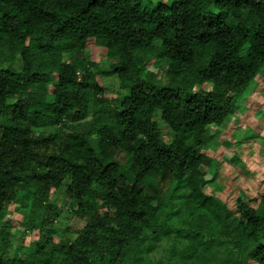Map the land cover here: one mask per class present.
I'll return each instance as SVG.
<instances>
[{"label": "trees", "instance_id": "obj_1", "mask_svg": "<svg viewBox=\"0 0 264 264\" xmlns=\"http://www.w3.org/2000/svg\"><path fill=\"white\" fill-rule=\"evenodd\" d=\"M152 1L0 0V264H264V190L233 211L204 155L264 67V0ZM65 180L72 238L48 204ZM18 197L40 215L21 220L42 232L25 255L6 232Z\"/></svg>", "mask_w": 264, "mask_h": 264}, {"label": "rangeland", "instance_id": "obj_2", "mask_svg": "<svg viewBox=\"0 0 264 264\" xmlns=\"http://www.w3.org/2000/svg\"><path fill=\"white\" fill-rule=\"evenodd\" d=\"M142 1L148 7L154 3L152 0ZM84 48L95 63L94 69L98 67L96 78L105 87V97L109 99L116 97L120 91L119 81L114 73L110 72L105 47L91 38ZM158 62V58L150 57L145 68L157 71ZM48 85L51 90V85ZM203 87L209 88L210 84L205 83ZM235 105L234 113L227 116L218 126L212 146L204 151V155L209 158V162L205 163L206 188L217 193L233 211L237 207V198L247 202L250 207H255L256 202L253 199L264 190V67L250 83L249 92L238 99ZM155 120L163 139L169 141L172 138L171 130L159 114ZM0 121H2L1 117ZM66 185L65 180L57 190L52 191L48 204L49 207L51 206L50 209H54L52 210L54 220L51 225L54 234L59 233L62 237L72 238L84 222L71 211L72 208L64 194ZM30 204L31 200L25 202L22 197H18L7 207L6 232L11 238L9 243L11 248L27 249L29 244L35 243L42 233L38 226L22 225L23 216L25 221L40 218L35 206ZM181 232V237L185 238V233L188 231ZM57 239L55 237L54 242ZM181 244L182 249L185 246L183 240ZM24 249L21 254L25 255ZM189 253L184 257L185 259L188 258Z\"/></svg>", "mask_w": 264, "mask_h": 264}]
</instances>
